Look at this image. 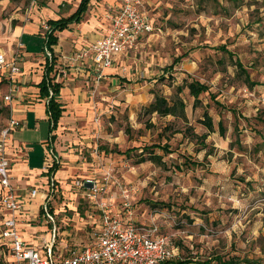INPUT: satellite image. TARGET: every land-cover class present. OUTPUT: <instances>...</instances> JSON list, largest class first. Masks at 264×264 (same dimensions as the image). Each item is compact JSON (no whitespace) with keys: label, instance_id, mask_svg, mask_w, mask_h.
Returning a JSON list of instances; mask_svg holds the SVG:
<instances>
[{"label":"rangeland","instance_id":"374dc122","mask_svg":"<svg viewBox=\"0 0 264 264\" xmlns=\"http://www.w3.org/2000/svg\"><path fill=\"white\" fill-rule=\"evenodd\" d=\"M49 1L0 0V49L16 44L12 39L15 25L28 22L37 3ZM148 1L146 13L160 32L148 36V42L123 58L122 67H116L120 89L111 90L109 85L103 98L94 88L88 93L93 101L90 120L75 117L76 125L88 126L81 133L88 143L83 150L91 163L88 169L95 170L94 178L110 176L115 205L122 203L123 188L130 192L132 221H154L178 249L174 260L190 259L189 264H195L217 255L259 258L264 263L255 243L264 236V150L254 151L264 141V0ZM75 2L63 0L60 12L67 13ZM101 18L106 20V14ZM221 44L259 86L250 88L236 76L227 55L212 49ZM43 46L39 38L38 52ZM184 53L171 71L172 79L166 73L165 80L158 81L173 59ZM188 77L206 84L222 105L217 108L202 94L193 108L187 91L180 93L188 126L195 134L206 135V147L191 134L183 136L186 124L181 120L143 115V107L152 98L150 89L171 97ZM204 111L212 118L213 133L198 122ZM219 119L224 138L217 131ZM164 143L170 154L155 150L162 157L161 165L140 162L147 157L141 156L144 146ZM128 149V154H122Z\"/></svg>","mask_w":264,"mask_h":264},{"label":"crops","instance_id":"0c3cea01","mask_svg":"<svg viewBox=\"0 0 264 264\" xmlns=\"http://www.w3.org/2000/svg\"><path fill=\"white\" fill-rule=\"evenodd\" d=\"M62 2L63 0H50L47 5L37 3L31 11V19L24 24L15 25L12 39L17 43L0 49L9 58L16 45L23 43L20 50L21 85L13 93L10 102L3 101V96L8 93V86L6 82L0 81V106L5 107V112L0 115V127L9 117L21 124L11 132L5 150L10 161L11 184L21 200V211L16 216L17 229L29 247L42 251L44 243H51V253L55 260L66 255L67 248L86 244L90 231L98 220L84 195L85 190L74 186L75 180L96 174L95 170L88 169L91 163L83 155L88 143H85L81 133L86 132L87 123L79 127L75 124V117H82L83 122L90 120V104L93 101H90L88 93L94 88L102 96L106 95L109 85L111 90L119 88L117 85L121 82L120 77H117L116 67H122L121 63L129 52H135L128 51L120 55L112 68L103 70V78L98 83L94 82L95 68L89 60L83 61L80 71L74 70L69 60L71 55L89 46L108 31L110 17L117 12L121 0H91L79 22H71L66 29L54 32L57 42L49 47L44 25L49 20L71 16L80 0H76L67 13L60 12ZM91 3L95 5L92 7ZM148 4L149 1L144 0L145 13ZM105 14L106 20L101 18ZM143 37L145 41L140 42L139 46L150 40L147 34L142 35ZM39 38L44 43L41 52L36 49ZM47 52L51 54V58L46 56ZM46 66L50 67L47 74L50 84L60 85L56 101L62 111L54 127L47 114L48 98L40 97L38 87L45 75ZM63 67L67 70V77L53 83L54 74ZM49 151L58 160L51 166L47 164ZM32 188L39 192L35 198L28 196ZM72 189L77 193H72ZM65 193H71V197ZM43 194L47 195L46 202L52 221L44 214ZM80 200L83 207H80ZM54 227L57 228L56 231ZM5 257L7 261H11L10 257Z\"/></svg>","mask_w":264,"mask_h":264},{"label":"built area","instance_id":"2783aa9c","mask_svg":"<svg viewBox=\"0 0 264 264\" xmlns=\"http://www.w3.org/2000/svg\"><path fill=\"white\" fill-rule=\"evenodd\" d=\"M36 2L31 0V4ZM143 4L144 0H121L117 12L110 17L108 31L71 55L72 68L80 71L83 61L89 60L95 68L94 82L98 83L103 78L104 69L112 68L123 53L138 48L142 35L160 32L144 12ZM43 29L48 30V26L44 25ZM22 47L19 42L9 58L0 52V81L8 86V93L3 96L4 102H10L21 85ZM46 56L51 58L49 52ZM66 77L67 70L63 67L54 74L53 83ZM48 94L49 97L52 95L51 89ZM20 126L18 120L9 117L0 127V264H161L178 256V249L168 236L158 231L154 221L148 224L132 221L128 200L130 192L126 188L121 190V205H115L109 187L110 176L107 174L101 179L85 177L74 182L75 187L85 190L84 195L98 219L86 244L67 248L66 255L57 257V260L53 259L51 243H44L42 251L27 246L17 229L16 216L21 211V200L11 184L10 161L5 151L11 132ZM47 157L49 166L58 162L50 151ZM38 193L37 189L32 188L28 196L35 198ZM43 197L44 214L52 221L47 195L43 194ZM54 230L57 228L54 227ZM5 256L10 257L11 261H7Z\"/></svg>","mask_w":264,"mask_h":264},{"label":"trees","instance_id":"16d2710c","mask_svg":"<svg viewBox=\"0 0 264 264\" xmlns=\"http://www.w3.org/2000/svg\"><path fill=\"white\" fill-rule=\"evenodd\" d=\"M91 0H80V3L76 9V11L69 17L67 18H62L59 20H49L47 21V25H48V30L46 31V43L47 46H51L53 44H56L57 42V38L54 35V32L56 31H62L64 29H66L68 27V25L71 22H79L83 16V14L85 13L88 4ZM227 1H231L234 2V0H227ZM151 20V19H150ZM152 22V20H151ZM153 24V22H152ZM154 25V24H153ZM145 41V37L142 38V36L139 38V42H144ZM215 52H221L225 55H227V60L229 62V64L231 66H233L236 69V76L241 77L243 82L249 86L250 88L252 87H256L259 86L258 83H255L251 80L250 75L248 74V72L243 68L242 63L240 62V60L233 55V53L226 48V46L224 44L215 46L212 48ZM133 51V50H131ZM130 53V52H129ZM186 56V53L177 56L176 58L173 59L171 65H169L168 67H166L163 70V76L160 77L158 79V81H163L165 80L164 78V74H168V79L171 78V71L173 70L174 66L176 64H178L184 57ZM222 64V62H221ZM50 70V67L46 66V71H45V75L41 81V83L39 84V92H40V97L42 98H48V102L46 105V109H47V114L49 117L50 122L52 123V126L54 127L57 123V121L59 120L60 116H61V108H60V104L56 101L58 95H59V90H60V85L59 84H50L49 79L47 78V74ZM172 79V78H171ZM157 82V80H156ZM171 86V85H169ZM51 89L52 90V95L49 97L48 94V90ZM187 91V94L189 97H191L193 99V108L197 106V104L200 102L199 101V97L202 94H207L209 96V99L211 102H213V104L217 107V108H222V105L220 103H218L216 96L210 92L209 87L204 84L201 83L195 79L192 78H184L183 79V83L180 85H177L174 89V93L172 94L171 97H167L165 95H163L160 91L156 90V89H150L149 94L151 95V101L148 103L147 106L143 107V115H157L158 117H172L174 119H179L182 122H184L186 124V128L183 131V136L188 137L189 134H191V137L194 138L197 141H200L203 147H206L205 144V139H206V135L202 134V135H197L192 131L191 126H188V119L186 116V103L184 101V99L180 96V93L183 90ZM5 112V107L0 106V115L3 114ZM233 115L235 116V113H233ZM206 130L208 133H213L214 132V125L212 122V118L211 116L208 114L207 111L203 112L202 118L198 121ZM170 126V124H169ZM165 130H169L170 127H168L166 125V127H164ZM127 130V129H126ZM217 131L218 134L221 138H224L225 136V128L223 126L222 120L219 119V121L217 122ZM177 132H181V131H174V133ZM237 141V139H236ZM264 146V141L262 144H259L256 146V148L254 149L255 152H259L263 149ZM169 149V145H167L166 143L160 145V144H153L150 146H144L141 149V156L143 154H147V157H141L140 162H143L145 160H149L152 163L156 164V165H161V156L155 153V150L157 151H161L163 152V154L167 155L170 154ZM134 150L133 149H130ZM129 149L122 152V154H128ZM119 153V152H118ZM184 165H186L187 167V160L184 161L183 163ZM180 168L178 167V170ZM155 206V204L153 205ZM255 243H257V246L259 248V253L264 256V236H259L256 240ZM175 259V258H174ZM170 260V261H166L164 263L161 264H189L192 261L190 259L188 260ZM262 259H248L246 257L240 258V257H229L227 259H224L223 257L220 256H212L209 257L208 259H205L203 261H195V264H211L212 262H215L216 264H264L261 263Z\"/></svg>","mask_w":264,"mask_h":264}]
</instances>
